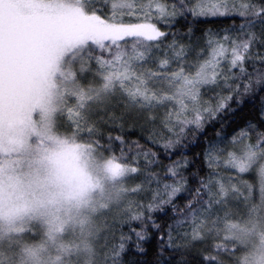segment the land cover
Instances as JSON below:
<instances>
[{
  "label": "snow or ice",
  "instance_id": "obj_1",
  "mask_svg": "<svg viewBox=\"0 0 264 264\" xmlns=\"http://www.w3.org/2000/svg\"><path fill=\"white\" fill-rule=\"evenodd\" d=\"M51 2L38 0V3ZM179 11L194 16L236 14L243 22L236 34L226 32L219 37L210 36L206 49L195 56H190V50L175 39L167 45V53L157 56L153 50L160 49L169 39V33L160 24H170ZM71 13L73 31L63 67L64 118L70 128L87 133V138L114 161L111 171L122 178L120 208L128 220L142 222L139 230L131 228L130 231L135 236L133 248L137 254H143L144 244L150 239L148 224L160 229L151 214L165 212L168 206L179 212L176 198L189 191L181 171L187 161H176L166 168L164 171L171 182H165L158 173L147 168L142 171L139 164H130L122 149L116 152L110 147L103 148L95 139L97 122L121 128L128 122L148 125V139L153 142L162 132L167 133L163 144L167 151L179 144L187 131L202 128L207 119L227 107L230 95L219 97L215 107L205 101V93L210 89H231L240 78L247 81L243 86L245 91L255 85L264 87V51H261L264 48V2L190 0L186 5V0H179L178 8L175 0L171 3L169 0H72ZM16 41L15 30L6 22L0 33V66L5 75L16 59ZM257 61L261 70L252 76L246 65ZM85 74L93 79L99 77V83L87 82ZM231 77L235 80L229 83ZM157 125L160 131L156 130ZM248 139L244 131L234 136V151L225 152L212 145L207 159L209 167H213L218 165L221 156H226L227 167L238 173H255L259 180L260 203L264 205V133L257 137L255 144L246 143ZM113 140L124 144L120 135L108 137L109 144ZM133 147L142 148L138 141ZM138 154L144 157L146 166L155 162L156 153L150 149L144 148ZM137 173L144 179L128 187V181ZM245 188L250 190V186ZM191 191L193 195L185 211L179 213L174 224L167 226L164 235H158L161 252L175 248L191 250L197 242L211 239L212 251L201 253L203 264H237L239 248L229 239L228 231L239 210H233L230 205L241 198L245 204L248 197L237 183L218 175ZM142 193H147L146 202L134 199ZM110 237L114 239L112 233ZM132 241L131 235L121 233L117 243L107 244L105 264H123L122 257Z\"/></svg>",
  "mask_w": 264,
  "mask_h": 264
},
{
  "label": "rangeland",
  "instance_id": "obj_2",
  "mask_svg": "<svg viewBox=\"0 0 264 264\" xmlns=\"http://www.w3.org/2000/svg\"><path fill=\"white\" fill-rule=\"evenodd\" d=\"M71 4L0 0V33L7 22L17 37L12 69L5 75L0 66V203L14 196L16 180L31 172L35 159L57 142H66L57 130L69 124L64 120L63 67L73 31ZM71 147L93 188L88 206L78 212L0 223V264H82L98 255V237L108 234L111 223L114 226L125 214L120 208L122 178L111 171L114 161L89 145ZM233 171L249 175L252 183L235 182L248 201H232L237 205L233 210H239L235 219L239 223L230 225L228 236L243 249L238 264H264V205L258 176Z\"/></svg>",
  "mask_w": 264,
  "mask_h": 264
},
{
  "label": "trees",
  "instance_id": "obj_3",
  "mask_svg": "<svg viewBox=\"0 0 264 264\" xmlns=\"http://www.w3.org/2000/svg\"><path fill=\"white\" fill-rule=\"evenodd\" d=\"M64 1L72 3V0ZM169 2L171 3L173 0H169ZM175 2L179 8V0H175ZM260 2H264V0H257V3ZM188 3H190V0H186V5ZM242 22V18L236 14L194 16L190 12L179 11L175 17L171 18L170 24H160V27L169 33V39L160 49H154L153 51L156 52L157 56L161 52L167 53L169 51L167 45L171 44L172 40L175 39L176 42L185 45L190 50V56H195V53L206 49L207 40L210 36L219 37L226 32L236 34V30L240 28ZM261 51H264V48ZM92 67L95 68L96 65L93 63ZM246 68L248 73L255 76L256 72L261 70V65L258 61L254 64L250 62L246 65ZM85 75L87 82L92 84L99 83V77L93 79L91 75ZM239 75V73H236V76ZM233 80H235V77H231L228 82L232 83ZM246 83L245 79L240 78L235 81L231 89L214 87L207 91L204 99L206 102L211 103L213 107H215L219 97L230 95L231 99L227 101V107L216 112L212 118L207 119L202 128L187 131L181 142L167 151L163 148L167 133L162 132L160 136L154 138L153 142L148 139L149 133L147 129L150 127L148 125L128 122L121 128L116 124L104 121L97 122L98 132L95 139L100 141L103 148L110 147L116 152L122 149L124 157L130 164H139L142 171L147 168L158 173L165 182H171V179L167 177L164 171L166 168L176 161H187L186 167L181 169V171L185 174L189 191L182 193L181 196L176 198L175 204L179 212L173 211L171 206H168L165 212H154L151 214L152 219L160 225V229L159 231L153 229L151 224H148L150 239L144 244L146 251L143 254H137L133 248L132 243L135 241V236L130 231L131 228L139 230L142 222L128 220L126 214H121L115 220L114 226L113 222L111 223L108 234H105L104 237H98V241H96L97 246L99 245V249H96L98 255L94 259L85 260L82 264H105L109 251L106 245L117 243L121 233L133 237V241L128 243L127 251L122 257L123 264H203L201 253L212 251L211 245L213 241L211 239L197 242L191 250L175 248L174 250L165 249L161 252V241L158 239V235H164L167 231V226L174 224L179 213L185 211V205L193 195L191 190L200 188L201 182L209 180L210 177L215 179L217 175L223 180L232 182L250 181L249 175H238L232 168L225 165L226 156H221L218 165L213 167H209L207 159L209 147L212 145L218 146L225 152L234 151L232 138L234 136L238 137L242 131L248 133L249 139L247 142L251 144H255L257 137L264 133V87L255 85L250 90L245 91L243 86ZM236 84L239 85V88L236 87ZM119 111L120 109L117 108V112ZM64 120L66 122L65 118ZM156 130L160 131L159 125H157ZM57 133L63 139L66 138L65 141L70 145H89L102 156L110 158L87 138V133L70 128L67 123L58 129ZM117 135L123 137L124 144L121 145L115 140L109 144L108 137ZM137 141L142 148L133 147V143ZM144 148L156 153L155 162L151 165L146 166L144 157L138 154ZM143 179L144 176L137 173L135 178L128 181V184L131 187L140 183ZM134 199L146 202L147 193L136 195ZM230 206L234 207L237 205L231 202ZM238 223L239 220H234L231 224L237 226ZM111 233L114 239H111ZM238 248L237 264L239 258L243 255V249L241 247Z\"/></svg>",
  "mask_w": 264,
  "mask_h": 264
},
{
  "label": "clouds",
  "instance_id": "obj_4",
  "mask_svg": "<svg viewBox=\"0 0 264 264\" xmlns=\"http://www.w3.org/2000/svg\"><path fill=\"white\" fill-rule=\"evenodd\" d=\"M33 164L31 172L16 180L14 196L0 203V223L78 212L88 206L93 188L87 173L75 162L69 143L57 142Z\"/></svg>",
  "mask_w": 264,
  "mask_h": 264
}]
</instances>
